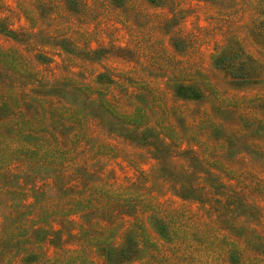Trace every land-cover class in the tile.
<instances>
[{"label": "rangeland", "instance_id": "1", "mask_svg": "<svg viewBox=\"0 0 264 264\" xmlns=\"http://www.w3.org/2000/svg\"><path fill=\"white\" fill-rule=\"evenodd\" d=\"M0 264H264V0H0Z\"/></svg>", "mask_w": 264, "mask_h": 264}, {"label": "trees", "instance_id": "2", "mask_svg": "<svg viewBox=\"0 0 264 264\" xmlns=\"http://www.w3.org/2000/svg\"><path fill=\"white\" fill-rule=\"evenodd\" d=\"M6 31H8L9 33H12L10 30H7L6 29ZM232 56L233 55L220 57V58L217 59L216 64L219 67H225V65H230V64H227V61L230 60V59L232 61V58H233ZM232 65H234V64H232ZM232 73L233 72H229V74L232 75L235 78H242V76H240L239 74H232ZM187 93H189V88H187L185 86H180V88H179V94L182 95V96H185ZM190 96L200 98L201 94H198L197 95V94H195V92L192 91V94H190ZM109 122L110 121L107 120V123L108 124H109ZM77 202L79 204H84V203H88L89 200H87L86 198H83V197H79L78 200H77ZM157 215H159V213H157ZM157 215H152V218H154V220L156 222H159L158 230L160 231L161 235H166L167 237H169V228H168V226L165 224L164 220L158 218ZM15 224H21V223L15 221ZM27 225H28V223H27ZM30 227H32V223H31V225L27 226V228H30ZM16 228L17 227L14 226L13 227V230L10 232L9 235H11V233L13 235L14 234V230ZM44 229L45 228H43L42 226H40V227L35 228L32 233L42 232V233H44V235L42 237V240H46V239H48V234H47L48 229L47 230H44ZM51 229H52L53 232H55V228L51 227ZM137 236H138V239L133 234L131 235V237L134 238V239H136L137 242H140L141 241V237L139 236V234H137ZM28 239H30L29 236H28ZM26 241H27L26 239L22 240L23 243L26 242ZM111 244H112V242H111Z\"/></svg>", "mask_w": 264, "mask_h": 264}]
</instances>
